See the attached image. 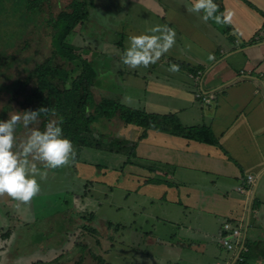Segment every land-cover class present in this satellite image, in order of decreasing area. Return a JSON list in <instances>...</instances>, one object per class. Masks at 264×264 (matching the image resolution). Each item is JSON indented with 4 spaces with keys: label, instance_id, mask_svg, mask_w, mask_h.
<instances>
[{
    "label": "crops",
    "instance_id": "1",
    "mask_svg": "<svg viewBox=\"0 0 264 264\" xmlns=\"http://www.w3.org/2000/svg\"><path fill=\"white\" fill-rule=\"evenodd\" d=\"M125 1L127 8L121 6L122 11L130 20L134 16L135 23L127 24L136 35H152L149 30L156 25H167L176 33L173 48L152 65L157 69L142 70L149 79L144 88L134 90L137 93H121L116 80L97 82L95 87L97 98H115L126 108L158 117L149 129L127 124L119 117H97L91 125L96 136H109L127 144L123 153L99 150L116 156L118 180L119 174L124 173L133 180L143 176L140 183L145 192L159 188L157 195L146 194L153 204L168 197L172 201L165 203L170 204L169 209H179L182 214L178 219L164 214L148 215L154 229L157 220L158 225L170 228L164 237L147 233L154 240L150 243L156 246L152 258L157 264H244L237 258L252 248V264H261L264 244L257 237L264 233V0H214L219 12L227 9L234 14L232 23L224 26L212 20L204 22L203 12H187L186 5L195 0ZM132 8L142 11L140 21L130 14ZM96 12L108 16L115 28L117 18L111 11ZM122 58V52L119 58L109 56L116 62H122ZM116 62L112 64L114 69ZM172 64L179 65L180 70L170 72ZM139 69L144 67L133 70L137 77ZM85 152L87 148H79L75 153L77 163L92 162L80 158ZM78 165L72 173L76 187L68 192L86 198L96 180L77 170ZM249 176H253L252 181ZM8 198L6 193L0 195V203ZM141 207L142 214L147 215L146 208ZM187 209L195 216H188ZM87 216L81 218L78 226ZM226 221L241 229L239 237H231L239 243L235 250L222 244ZM145 224L149 225V221ZM16 231L17 228L8 227L2 234L0 264H49L69 254L70 231L66 230L61 245L51 241L47 247L39 246L40 256L36 258L16 252L13 244L8 248L9 242L18 241ZM113 246L111 243L110 251L117 255ZM118 257L127 259L125 255ZM12 258L19 260L15 263Z\"/></svg>",
    "mask_w": 264,
    "mask_h": 264
},
{
    "label": "rangeland",
    "instance_id": "2",
    "mask_svg": "<svg viewBox=\"0 0 264 264\" xmlns=\"http://www.w3.org/2000/svg\"><path fill=\"white\" fill-rule=\"evenodd\" d=\"M11 1L13 2L14 0H5V3L9 2L8 4H11ZM53 1L54 0H52L50 4L51 8L49 9L51 12H60L62 10L61 3L64 4L68 2V0H61V3L58 4ZM86 2L87 6H89L88 19L77 26L68 41L74 45L89 49V53L83 52L82 55L84 58L93 61L94 65L97 66L95 67L96 82L99 84H104V82L115 83L114 81L116 80L119 91L122 90L121 93L126 90H129L130 93H137L134 90L139 86L144 88L146 81L149 79L148 76H143L142 70L147 72L148 70L157 69V66L150 65L148 68L139 69V77H137V75H134V69L124 65L123 60L122 62H120V60L116 62L115 59L113 61L109 59L111 55H113V57L115 56V58L121 57V52L123 56L127 47L130 46L129 36L136 35L135 31H131L132 28L127 24L129 22L131 24L135 23V20L133 21L134 16L131 15L130 17L132 18L130 20V18H128L129 16L127 17V14H124L125 11H122L121 6L125 9L128 3L125 0H86ZM131 6H134V4L131 3ZM138 9L139 8H132L130 14H135V19L140 21L142 18V11H138ZM101 10L111 11L110 13H112V16L117 18V24H113L115 28L111 26L108 16L96 12ZM1 19L0 32L2 34V31L8 29V26H12L11 30L14 32L19 27L17 24L16 26L12 25V22L16 20L12 15L5 16V13H3ZM43 27L45 26L42 25V28ZM116 27H118L117 29L120 31L116 30ZM14 41H17V36L10 37L5 34H0V47L2 48V51H0L1 60L5 61L12 53H22L24 51L23 49L18 52V47L12 46V42ZM41 41H43V39L38 40V42ZM5 49H8L7 53L4 52ZM31 51L33 52L34 50ZM28 53L29 50L22 55L25 56ZM3 61L0 62V72L3 71L8 74L5 78L10 81L16 72L12 70L13 73L9 71L8 68L6 71L7 65L3 63ZM115 62L117 63V66L115 65L116 69L112 67V64ZM24 66L26 67L27 65ZM28 66L32 67V63ZM140 71L142 76H140ZM2 91H4V89H0V92ZM95 91L96 88L94 89V92ZM120 103H122L121 100ZM21 129L22 124L16 129L15 135L17 143L22 141V138L19 139V131ZM75 153L78 154L77 152ZM80 158H86L87 161L92 162L84 164L79 161L80 163H77L76 159L73 158L71 163L67 166L47 170L48 176L46 179L41 180L39 177H36L38 183L41 185V192L29 203L25 204L10 197L0 203V205H2L0 207V212H3V215H0V228H2V230H0V242L3 239V232L8 229V227L11 229L17 228L15 234L18 241L15 244L14 241L12 243L9 242L8 248L14 245L16 252L20 251L23 255L31 254L36 258L40 256L39 249H37L39 246L43 248L47 247L50 245L51 241L61 245L60 242L64 240L67 230L71 233V242L69 244L71 248L67 249L69 254L65 258L52 263L50 262L49 264H74L79 256H88L86 257L85 264H129V262L132 264H157L155 261L156 258H152L153 250L156 246L150 243V240L153 242L154 240L153 237L147 233H153V236L157 237H164L167 234L166 231L170 228L158 225L157 220L155 225L156 228L154 229V223H152L148 215L151 213L157 216H163L164 214L169 218L178 219L182 216L180 210L171 207L169 209L170 204L165 203L172 201L168 200V197H165L163 202L156 200V203L153 204L146 194L153 192L157 195L159 194V188L155 186L149 188L148 192H145L146 190L143 183H140L143 181V176H139L138 180H133L132 178L129 179L126 177L124 173V176L119 174L121 178L118 180L117 172L115 171V169L118 168L116 166L118 161L115 155L101 153L95 148H87L85 156H80ZM77 164H79L77 170L82 173L87 172V177L91 176V178L94 177L96 180L94 182V189L92 188V191L88 192L86 198L68 192L69 188L76 187L74 184L76 181L72 178V173L75 172L74 167ZM37 166L41 171L45 170L39 162H37ZM91 172L94 174H91ZM141 206L146 208L147 215L144 216L142 214L143 209ZM187 212L188 216H195V213L191 209H187ZM5 213L9 215L7 216ZM14 213L16 217L12 216ZM92 213L94 217L92 226H107L108 222H112L114 225L108 229L109 235L107 238H103L105 235L101 234V236L99 234L101 245L97 244L96 238L92 235L87 233V235L84 236L80 234V228L74 229L76 225L81 224L78 222L83 216ZM87 217H89V215ZM146 221H149V225L145 224ZM117 225L120 226L118 232ZM78 227H81V225ZM77 238H79V240ZM10 240H13L12 236ZM78 241H86V244L81 247L82 252L76 256L80 249L76 245ZM111 243L115 245L112 248L114 252H117L118 256H127V259L122 260V257L119 258L117 255H114L113 251H110ZM2 244L3 242L0 245ZM222 251H224V249H222ZM93 254L100 255V257L96 259L92 258ZM143 254H147V256ZM243 258L244 264H252L254 262V249L251 248L248 252L245 249ZM12 260L17 263L19 259L12 258ZM21 261L24 260L22 259Z\"/></svg>",
    "mask_w": 264,
    "mask_h": 264
},
{
    "label": "trees",
    "instance_id": "3",
    "mask_svg": "<svg viewBox=\"0 0 264 264\" xmlns=\"http://www.w3.org/2000/svg\"><path fill=\"white\" fill-rule=\"evenodd\" d=\"M53 2L60 4L61 0ZM8 3L0 0V27L3 13L5 16H14L16 20L12 25H19L17 32L11 30L12 26H8V29L2 32L6 36H17V41L12 42V46L18 47V52L23 49L24 51L12 53L7 57L9 60L5 61L1 60L0 56V62L3 61L7 65L6 71L8 68L9 71L16 72H13L14 76L10 81L5 78L8 74L0 72V89H4L0 92V121H6L11 115L29 109L36 111L40 108H54L57 113L55 117L50 112L41 113L38 121L30 124L28 129L22 125L19 139L24 140L31 129L45 130L51 119L62 117L63 124L60 126L63 129V136L72 141L77 153L79 148H95L110 152L115 150L123 153L127 147L124 141L119 139L113 141L114 139L109 136H96L93 133L91 125L97 117L107 119L119 117L127 124L134 123L146 129L154 126L157 116H149L126 108L112 98L96 97L94 89L97 85L95 75L97 66L82 55L83 52L89 53V49L68 41L77 26L88 19L89 6L86 0H68L67 3H61L60 12L49 10L52 0H14L11 4ZM42 25L45 27L42 28ZM0 34L3 35L1 32ZM39 39L43 41L38 42ZM28 50L29 53L23 56L22 54ZM7 51L8 49L4 50L5 53ZM30 63L32 67L28 66ZM93 220V213L89 214L81 225L80 234L92 235L96 238L97 244L101 245L99 234L107 238L108 229L114 225L108 222V227H96L92 226ZM77 227L78 225L74 229ZM116 227L118 232L120 226ZM85 244L86 241L77 242L76 245L80 249L76 256L82 252L81 247ZM86 257L79 256L74 264H85ZM98 257L100 255H92V258ZM33 264L44 262L37 261Z\"/></svg>",
    "mask_w": 264,
    "mask_h": 264
},
{
    "label": "clouds",
    "instance_id": "4",
    "mask_svg": "<svg viewBox=\"0 0 264 264\" xmlns=\"http://www.w3.org/2000/svg\"><path fill=\"white\" fill-rule=\"evenodd\" d=\"M187 12L201 13L204 22L210 20L224 26L230 25L233 13L227 9L219 12L214 0H195L186 5ZM152 35L129 36L130 46L123 54L124 65L137 69L148 68L156 64L163 55L168 53L175 45V31L167 25H156L149 30ZM159 33V35H156ZM213 57L210 55L209 59ZM170 72H178L179 65L172 64ZM57 115L56 109L40 108L16 113L6 121H0V195L7 194L10 198L29 203L41 192V185L36 177L44 180L49 169L67 166L75 156V148L71 140L64 138L63 118L51 119L45 130L31 129L27 137L17 143L16 129L22 124L25 129L38 121L41 113ZM15 149V150H14ZM43 166L44 171L37 166Z\"/></svg>",
    "mask_w": 264,
    "mask_h": 264
},
{
    "label": "built area",
    "instance_id": "5",
    "mask_svg": "<svg viewBox=\"0 0 264 264\" xmlns=\"http://www.w3.org/2000/svg\"><path fill=\"white\" fill-rule=\"evenodd\" d=\"M249 181L253 180V176L248 177ZM239 190L243 191L242 187H239ZM241 235V229L239 226H234L232 221H226L223 225V236H222V244L228 248L229 250H235L239 245V243L234 242L231 237H239ZM238 245V246H237ZM244 249V248H243ZM239 262L244 261V258L239 256L237 258Z\"/></svg>",
    "mask_w": 264,
    "mask_h": 264
},
{
    "label": "water",
    "instance_id": "6",
    "mask_svg": "<svg viewBox=\"0 0 264 264\" xmlns=\"http://www.w3.org/2000/svg\"><path fill=\"white\" fill-rule=\"evenodd\" d=\"M257 239H258V242L260 241L261 244H264V233H261V234L257 237ZM261 256H263V257H261V259H260V263H261V264H264V251L262 252Z\"/></svg>",
    "mask_w": 264,
    "mask_h": 264
}]
</instances>
